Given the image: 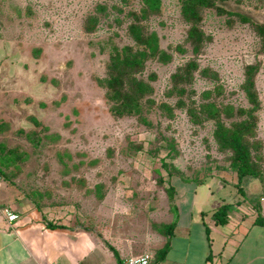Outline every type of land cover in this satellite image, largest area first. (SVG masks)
<instances>
[{"label":"rangeland","instance_id":"374dc122","mask_svg":"<svg viewBox=\"0 0 264 264\" xmlns=\"http://www.w3.org/2000/svg\"><path fill=\"white\" fill-rule=\"evenodd\" d=\"M100 5L106 10L98 11ZM143 5L144 0H0L3 166L12 176L42 179L58 202L72 203L79 216L86 213L90 226L142 240L171 222L177 207L189 210L194 196L198 206L210 198L212 204L241 200L264 209V34L258 27L264 26V0H229L228 9L249 17H235L232 25L228 16L203 9L201 26L211 39L197 56L185 43L189 23L182 0H162L160 12L142 23L173 57L146 63L140 76L157 74L153 94L143 100L141 114L118 116L105 78L114 47L134 44L130 13ZM91 15L99 22L88 32ZM177 44L187 51L177 52ZM191 59L199 69L183 98L186 107H178L179 97L167 95L171 74ZM250 64L257 66L255 106L242 87ZM204 68L219 80L203 76ZM218 85L210 98L201 96ZM208 101L253 109L261 175L243 180L244 193L232 152L218 149L215 121L194 124L187 113L188 106ZM164 102L173 106L174 117L160 108ZM247 117L222 114L228 125Z\"/></svg>","mask_w":264,"mask_h":264},{"label":"crops","instance_id":"0c3cea01","mask_svg":"<svg viewBox=\"0 0 264 264\" xmlns=\"http://www.w3.org/2000/svg\"><path fill=\"white\" fill-rule=\"evenodd\" d=\"M2 159L0 264H120L144 253L156 264L167 241L170 249L159 264H264V226L256 223L264 209L249 202L237 200L226 223L217 225L214 212L231 202L212 204L209 198L198 206L194 196L189 210L177 207L172 235L158 229L142 240L90 226L86 213L79 216L72 203L58 202L42 179L12 176ZM6 207L18 215L11 223L3 213Z\"/></svg>","mask_w":264,"mask_h":264},{"label":"trees","instance_id":"16d2710c","mask_svg":"<svg viewBox=\"0 0 264 264\" xmlns=\"http://www.w3.org/2000/svg\"><path fill=\"white\" fill-rule=\"evenodd\" d=\"M229 0H182L181 14L186 22L189 23L187 35L185 38L186 45L191 46L194 55L201 54L204 45L211 39L202 26V10L205 8L214 9L216 14L228 16L227 23L232 25L235 17L247 22L249 17L240 12L228 9ZM162 0H144V5L140 11H132L131 17L133 21L128 26L129 35L134 44H126L122 47L115 46L110 57L108 65V76L105 78V85L108 89L109 98L112 101V111L118 116L141 114V106L144 99L150 98L154 92L153 82L157 78L156 73H151L148 78L140 76L144 71L146 63L155 58L162 63H168L173 55L171 52L163 49L160 44V38L155 31H148L143 25V21L148 20L151 16L158 14L161 10ZM106 7L100 5L98 11H104ZM99 22L97 15H91L88 19L85 29L88 32L95 30ZM260 31L264 34V26L259 25ZM185 44H177L175 50L179 53L187 51ZM199 69L197 59H191L182 66H179L175 72L171 74V86L167 91V95H177L178 107H186L184 96L189 93L188 86L192 85L195 72ZM257 66L250 64L246 69V82L243 89L246 91L249 102L254 106L257 104L258 96L255 87V74ZM203 76L212 77L219 80L218 73L208 68L201 70ZM216 89L205 90L201 96L210 98ZM193 93V90L190 91ZM160 108L167 113L169 118L174 117V108L168 103H161ZM187 113L194 124H202L206 119L215 121L214 137L220 151L230 150L232 152L231 166L235 168L239 187V191L244 193L245 190L242 182L245 178H259L261 171L259 169L260 159L255 158L254 150L259 151L261 141L256 139V117L253 115V109L237 108L230 104L219 107L214 101L201 103L199 107H187ZM232 116L234 114L243 116L248 114L247 118L240 121H232L230 125L222 120V114ZM143 122H147L141 117ZM232 203L222 204L215 212L214 218L217 225L225 224L228 214L232 209ZM256 223L264 226V217L259 214ZM49 227H58L51 223ZM176 226L173 221L159 231L165 235H172ZM170 249V242L167 241L164 247L157 253V260H162Z\"/></svg>","mask_w":264,"mask_h":264},{"label":"built area","instance_id":"2783aa9c","mask_svg":"<svg viewBox=\"0 0 264 264\" xmlns=\"http://www.w3.org/2000/svg\"><path fill=\"white\" fill-rule=\"evenodd\" d=\"M3 176L0 173V186L3 182ZM4 215L7 217L8 221L11 223L12 221L16 220L18 215L14 212H12L9 208L3 209ZM120 264H153L152 256L150 253H144L138 256H133L130 258H127L120 262Z\"/></svg>","mask_w":264,"mask_h":264}]
</instances>
